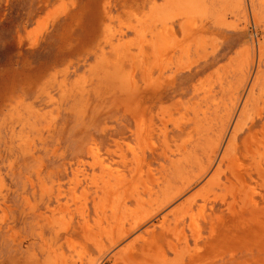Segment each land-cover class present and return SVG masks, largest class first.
Instances as JSON below:
<instances>
[{
	"label": "rangeland",
	"instance_id": "374dc122",
	"mask_svg": "<svg viewBox=\"0 0 264 264\" xmlns=\"http://www.w3.org/2000/svg\"><path fill=\"white\" fill-rule=\"evenodd\" d=\"M0 264H264V0H0Z\"/></svg>",
	"mask_w": 264,
	"mask_h": 264
}]
</instances>
